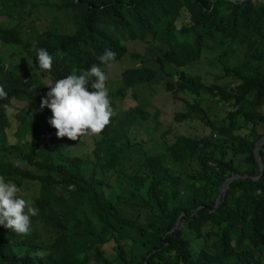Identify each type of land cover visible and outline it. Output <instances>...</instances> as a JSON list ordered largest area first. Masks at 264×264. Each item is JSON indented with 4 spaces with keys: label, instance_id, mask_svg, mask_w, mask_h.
Masks as SVG:
<instances>
[{
    "label": "trees",
    "instance_id": "obj_1",
    "mask_svg": "<svg viewBox=\"0 0 264 264\" xmlns=\"http://www.w3.org/2000/svg\"><path fill=\"white\" fill-rule=\"evenodd\" d=\"M42 10L46 23L38 22ZM40 48L53 57L51 71L39 68ZM215 48L220 57L242 52L217 76L223 84L190 70ZM105 50L116 53L111 64L139 62L121 72L116 90L131 104L114 111L82 154L74 151L79 140L57 137L40 104L49 83L93 64L106 69L98 59ZM156 83L181 105L174 121H196L203 132L177 133L166 153L141 152L136 171L121 173L108 197L106 175L141 150L135 131L159 117L148 109ZM0 85L8 93L0 105L22 99L38 111L19 128L43 131L41 142L3 144L0 107V176L40 188L30 234L0 225V264H264V145L263 168L255 156L264 135V0H0ZM210 101L229 106L225 115L212 114ZM166 155L182 167L173 170ZM235 174L247 176L216 206Z\"/></svg>",
    "mask_w": 264,
    "mask_h": 264
},
{
    "label": "clouds",
    "instance_id": "obj_2",
    "mask_svg": "<svg viewBox=\"0 0 264 264\" xmlns=\"http://www.w3.org/2000/svg\"><path fill=\"white\" fill-rule=\"evenodd\" d=\"M115 58V52L105 50V53L98 59L102 65L111 67V62ZM37 60L41 70L51 71L53 57L46 49L40 48L37 50ZM92 77L95 79H91ZM107 79L108 76L102 70V67L93 64L88 71L79 75L69 74L47 85L49 91L41 100L40 110L42 111L44 108L51 110L52 116L49 119V124L57 130L56 135L58 138L67 137L72 141H77L86 135L100 134L110 124L115 113L109 99ZM90 80L92 81L91 91L89 90ZM7 99L8 93L5 91L4 86L0 85V100ZM13 102L8 105H0L4 108V130L2 135L8 139L3 144H16L21 140L31 141L35 136L37 141L40 139L39 142H41L43 138L42 127L39 128L35 124L33 126L28 125L24 130L19 128L24 118L27 121L36 122L37 109L25 101V105H28L31 110L27 111L25 106L20 110L15 117L18 118V125L15 127V118H10L8 113V109L13 105ZM33 112H36V114L34 115ZM17 129L21 131L22 135L20 137L17 135ZM20 191L21 189L14 182L6 181L3 176H0V225L10 229L17 235H28L32 226L31 218L37 216L39 210L30 206L29 202L19 195Z\"/></svg>",
    "mask_w": 264,
    "mask_h": 264
},
{
    "label": "rangeland",
    "instance_id": "obj_3",
    "mask_svg": "<svg viewBox=\"0 0 264 264\" xmlns=\"http://www.w3.org/2000/svg\"><path fill=\"white\" fill-rule=\"evenodd\" d=\"M38 16L40 18L38 22L41 23H46L47 18H50V16H48V14L44 10L38 13ZM129 48L131 50L140 49V46L136 48L135 45H130ZM147 51L150 56H153L157 53V48L156 46H153ZM222 51L223 50L221 48L206 50L203 58L190 66L191 72L201 74L207 81H217L221 84L227 82L228 80L226 78L218 79L217 76L222 73L224 65L232 66L237 64L239 62V57L242 59V52H240L239 49H236L235 52L231 51L228 55L220 57ZM228 51H230V48L228 49ZM134 64H139V62L135 61L130 56H126L121 61L111 64V67L103 69V71H105L106 75L108 76L106 85L109 92V99L111 101V104L114 105V111L124 110L131 104V97H129V95L123 97L119 95L116 90L120 88L122 83L120 79L121 72L125 68L133 66ZM155 87L157 89L153 90V97L149 100L150 104L148 109L152 114H154L156 111H159V117H153V119L148 124H145L142 127H138L135 131L139 139L143 141L141 150L136 152H134L133 150L132 152L126 154L123 159L122 165L118 166L117 171L110 172L106 175L110 178L111 186H104L103 191L108 197L114 198L118 193L119 183L116 182V179L121 173L123 177H125L124 173L132 174L136 171L141 152L166 153L165 142L167 140H171L177 133L194 135L201 134L203 132L202 127L196 121H186L182 123L175 122L173 119L174 114L176 111L181 109V105L174 101L168 93L163 92L160 85L157 84L155 85ZM147 94L148 93H145L146 96H148ZM210 102L211 103L209 108L212 114L217 115V117H222L223 115H225L229 106L217 105L214 101ZM25 104V101L15 100L13 102V105L8 109L10 118H15L24 106L27 111L31 110L30 107ZM33 113L34 115L36 114V112ZM17 125L18 118H15L14 126L16 127ZM79 141L80 145L78 147H75L74 151L82 154L90 153V150L95 143L94 135L83 136ZM166 160L168 165L175 171L179 170L182 167V165L172 162L167 155ZM19 188L21 189L19 195L25 198L31 206L33 195H37L40 192L39 185H24ZM106 250L109 255H113L111 245H107Z\"/></svg>",
    "mask_w": 264,
    "mask_h": 264
},
{
    "label": "water",
    "instance_id": "obj_4",
    "mask_svg": "<svg viewBox=\"0 0 264 264\" xmlns=\"http://www.w3.org/2000/svg\"><path fill=\"white\" fill-rule=\"evenodd\" d=\"M262 145H264V135L259 139V141L256 143L255 145V156L261 166V168H263V165H262V161H261V158H260V149L262 147ZM247 175H243V174H235L231 177H229L223 184V186L221 187V190H220V193H219V196H218V199H217V203H216V206L219 205L220 201H221V198L225 195L227 189L229 188L230 186V183L235 180V179H238V178H241V177H245ZM179 220L177 221L176 223V226L179 225ZM147 264V262L145 263Z\"/></svg>",
    "mask_w": 264,
    "mask_h": 264
}]
</instances>
